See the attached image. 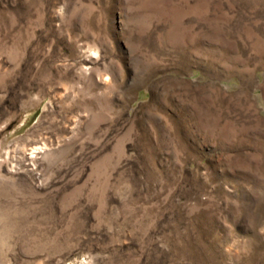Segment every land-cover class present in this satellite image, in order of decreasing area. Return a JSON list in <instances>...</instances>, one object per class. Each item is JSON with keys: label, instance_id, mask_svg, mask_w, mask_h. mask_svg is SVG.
I'll use <instances>...</instances> for the list:
<instances>
[{"label": "rangeland", "instance_id": "rangeland-1", "mask_svg": "<svg viewBox=\"0 0 264 264\" xmlns=\"http://www.w3.org/2000/svg\"><path fill=\"white\" fill-rule=\"evenodd\" d=\"M0 264H264V0H0Z\"/></svg>", "mask_w": 264, "mask_h": 264}]
</instances>
